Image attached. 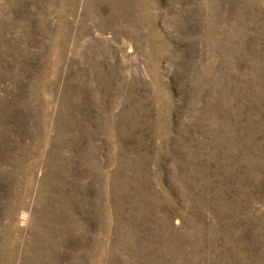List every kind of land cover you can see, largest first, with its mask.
<instances>
[{
	"label": "rangeland",
	"instance_id": "374dc122",
	"mask_svg": "<svg viewBox=\"0 0 264 264\" xmlns=\"http://www.w3.org/2000/svg\"><path fill=\"white\" fill-rule=\"evenodd\" d=\"M0 264H264V0H0Z\"/></svg>",
	"mask_w": 264,
	"mask_h": 264
}]
</instances>
